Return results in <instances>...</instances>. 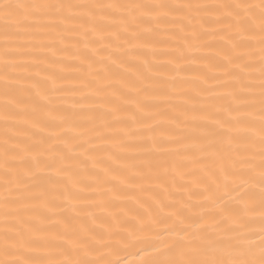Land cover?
I'll return each mask as SVG.
<instances>
[{"label": "snow or ice", "instance_id": "snow-or-ice-1", "mask_svg": "<svg viewBox=\"0 0 264 264\" xmlns=\"http://www.w3.org/2000/svg\"><path fill=\"white\" fill-rule=\"evenodd\" d=\"M193 14L200 17V24L199 31L191 30L192 40L205 41L209 51L223 61L215 71L222 73L219 82L236 108L229 111L227 119L194 113L192 124L173 121L175 128L186 129L189 135L183 131L163 133L165 139L174 141L170 144L146 137L152 144L138 146L149 154L136 157L139 165L128 167L111 152L105 159L115 166L93 159L92 167L99 171L84 173L91 184L82 183L70 171L79 169L81 162L73 163L64 152L53 150L54 157L35 154L31 147L21 148L18 141L5 136L0 159L6 193L2 199L5 223L0 264H120L109 257L138 243L157 253L145 264H264V0L214 4L0 0V27L6 38L14 30L71 24L83 29L85 37L91 33L104 47H112L106 34L123 41L129 45V56L135 55L131 49L139 46L136 42L142 34L152 32L153 23L159 25L169 16L192 23ZM118 22L127 35L107 27ZM181 30L188 31L183 26ZM207 36L219 37L224 48L212 49ZM116 47L119 50V44ZM85 48L92 55H101L95 45L86 43ZM253 51L259 53L258 89L257 78L251 75L255 70ZM78 58L90 69L94 67L87 53H78ZM106 58L116 62L111 55ZM4 59L7 120L13 115L10 107L19 108L21 102L9 98L18 78L8 75L11 58L6 54ZM104 70L107 72L106 66ZM103 90L100 82L97 92ZM41 107L40 103L33 105L34 110ZM233 111L240 115L234 116ZM15 117L19 123L44 127L30 121L23 109ZM132 119L135 122L134 115ZM87 143L96 146L93 140ZM128 147L120 145L121 150ZM153 153L156 155L150 158ZM81 155L85 160L92 158L87 151ZM129 188L138 189L142 197L125 192ZM89 189H103L107 195H86ZM177 190L186 192L187 199L177 201L173 195ZM122 198L132 206L114 203ZM115 207L121 209L119 215ZM57 208L69 210L71 216H58ZM9 218H15L21 227L8 223ZM49 221L54 228L44 227ZM160 225L165 226L163 231L158 230ZM138 233L150 237L140 240Z\"/></svg>", "mask_w": 264, "mask_h": 264}, {"label": "bare ground", "instance_id": "bare-ground-1", "mask_svg": "<svg viewBox=\"0 0 264 264\" xmlns=\"http://www.w3.org/2000/svg\"><path fill=\"white\" fill-rule=\"evenodd\" d=\"M20 2L32 3L36 0ZM63 2L214 4L221 0H63ZM222 2L231 3L232 0ZM199 24L200 17L195 14L192 23L186 18L171 16L164 18L159 25L153 23L152 32L143 33L142 39L136 42L139 46L131 49L134 56L127 54L129 45L123 41L118 42L106 34L105 40L110 42L112 47H104L91 33L85 37L82 35L83 29L71 24L47 25L22 29L19 32L14 30L8 38L4 36L3 28L0 27V159L4 138L9 136L12 140L18 141L21 148L31 147L35 154L47 153L48 157H54L55 152H64L73 163L80 161L79 169L72 168L70 171L82 183L91 184V180L84 173L99 171V168L93 169V159L104 165L115 166L112 161L105 159L111 152L124 159L128 167L139 165L136 157L149 154L138 146L152 144V140L145 139L146 137H152L160 144H170L174 141L165 139L163 133L183 131L185 136L189 135L188 130L175 128L173 121L192 124L194 122L191 117L194 113L227 119L229 111L234 110L237 105L232 97L226 94L225 85L219 82L223 78L222 73L215 71L223 61L209 51V44L205 41L192 40L191 30L195 28L199 31ZM181 26L188 31H182ZM107 27L116 32L120 31L123 24L118 22ZM120 35L127 34L120 31ZM206 40L210 42L212 49L224 48L219 37L213 39L212 36H207ZM86 43L95 45V49L101 55H92L85 48ZM6 44L11 47L6 48ZM78 53H87L94 67L90 69L87 63H81ZM6 54L11 58L8 61V75L18 78L9 90V98L21 102L19 108L10 107L13 115L7 120L3 80ZM109 55L115 58V63L106 58ZM252 55L255 56V70L251 75L257 78L255 87L258 89L259 53L253 51ZM105 66L107 72L104 70ZM205 78L207 83L204 82ZM100 82L104 90L98 93ZM237 94L242 95L239 92ZM45 97L46 99H42ZM35 103H40L42 107L34 110ZM109 105L113 106V110H109ZM21 109L30 121L44 127L41 129L19 123L15 113ZM232 114L240 115L235 111ZM133 115L135 122L132 119ZM89 140L95 141L96 146L87 143ZM122 143L130 147L121 150ZM71 148H75L76 152H69ZM85 151L91 153L92 158L85 160L81 155ZM154 155L156 154H150V158ZM41 159L44 157L41 156ZM96 187L93 185V188ZM125 192L134 193L135 196L143 195L136 188L126 189ZM5 194L3 173L0 170V243L3 241L5 223L2 204ZM85 194L96 197L107 195L103 189L96 191L89 189ZM173 195L177 201L181 198L187 199V193L184 191H174ZM114 203L132 206V202L126 198ZM191 203L196 204V201L193 200ZM179 206L177 204V207ZM113 210L117 215L121 213L119 207ZM95 211L100 215L98 209ZM197 211L202 209L197 208ZM56 214L63 217L71 216V212L65 208H57ZM27 219L25 217V220ZM8 223L21 227L15 218H9ZM44 227L54 228V225L49 221ZM164 227L160 225L158 230L163 231ZM138 236L140 240H146L150 234L138 233ZM154 255L157 253H153L146 244L138 243L137 247L121 249L118 256L109 258L119 260L120 264H145Z\"/></svg>", "mask_w": 264, "mask_h": 264}]
</instances>
